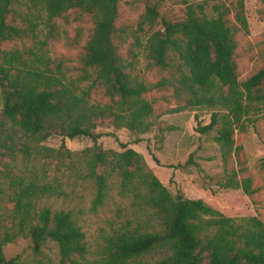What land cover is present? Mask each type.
<instances>
[{"label": "trees", "instance_id": "1", "mask_svg": "<svg viewBox=\"0 0 264 264\" xmlns=\"http://www.w3.org/2000/svg\"><path fill=\"white\" fill-rule=\"evenodd\" d=\"M25 2L30 8H41L47 17L48 33L42 48L62 36L59 22L70 26L89 19L93 29L80 57L81 74L69 79L63 64H56L43 55L30 51H0V88L3 97V135L0 156L15 158L19 151L28 158L42 157L62 165L76 159L85 163L87 176L97 185L96 207L102 206L108 181L122 179L124 191L136 188L137 196L147 200L156 211L161 230L145 232L125 229L109 237L106 252L94 261L90 255L86 234L71 212L40 209L38 203L50 195L63 194L39 180L25 184L15 199L13 218L16 231L0 241V264H25L18 258L7 259L5 248L20 238L29 239L35 256H41L49 242L59 246V264H131L156 251L166 257L157 264H264V223L258 218L236 223L203 200L174 196L151 173L146 171L143 157L134 149L124 152L105 151L97 145L100 123L112 121L116 129H127L138 137L149 134L155 125L156 101L144 95L150 88L133 80L119 52L118 41L124 31L118 27V0H0V43L36 40L38 24L33 15L20 16L18 6ZM160 3L150 2L141 17L140 26L160 24L148 41L147 59L155 69L169 67V53L175 52L189 72L180 86L164 80L155 87H174L175 97L185 93L190 107H221L227 114L214 115L210 125L201 126L199 133L208 135L220 125L216 141L221 147L225 165L230 164L236 149L235 135L245 127L256 108H264V67L245 83L240 81L237 52L240 34L250 35L244 0L215 7L217 16L209 18L204 6L186 4L182 20H170L159 11ZM20 18L23 26L15 24ZM36 64H40L38 66ZM94 71V73H91ZM92 82L84 89L82 85ZM95 91H101L109 104L92 101ZM90 139L95 147L81 154L70 151L65 144L60 149L44 146L51 138ZM23 141V142H22ZM35 145V146H32ZM228 188H243L253 196L251 181L244 184L231 180ZM146 189L145 195L141 194Z\"/></svg>", "mask_w": 264, "mask_h": 264}, {"label": "rangeland", "instance_id": "2", "mask_svg": "<svg viewBox=\"0 0 264 264\" xmlns=\"http://www.w3.org/2000/svg\"><path fill=\"white\" fill-rule=\"evenodd\" d=\"M120 18L118 27L125 33L118 41L119 52L124 65L134 81L150 88L144 95L149 101H156V116L150 119L155 125L152 131L138 137L127 129H116L112 121H104L96 130L102 137L97 145L105 151L123 153L124 147L134 149L144 159L146 171L155 176L174 196H184L189 200H203L220 211L225 217L241 223L243 219L258 218L264 223V108L258 107L249 116L245 127L235 135L236 149L228 166L223 161L222 150L216 141L220 125L208 135L199 133L202 126L210 125L214 115L227 114L221 107H190L182 112L179 108L187 105L190 98L185 93L181 100L175 97L173 86L158 89L155 86L168 80L180 86V82L190 74L175 52L169 53V67L166 70L155 69L147 59V45L151 36L162 26L146 24L140 26L141 17L147 4L158 1L160 13L170 20H182L186 4L204 6L206 15L215 18V7L222 3L230 5L239 0H118ZM246 15L250 25V35L240 34L237 62L240 81L245 83L264 67V0H244ZM20 16L33 15L38 24L36 40H23L0 43V51H32L38 57L47 55L55 65L63 64V71L69 79H78L80 57L93 29V23L87 19L81 24L66 25L59 22L62 36L59 41H51L42 48L48 33L46 14L41 8H30L22 2L17 8ZM16 25L23 26L20 18ZM41 66L40 64H36ZM94 73V71H91ZM92 82L82 85L89 88ZM92 101L102 105L109 104L101 91H95ZM0 120H3V97L0 88ZM0 122V131L3 128ZM3 135L0 136V147ZM23 142V141H22ZM63 144L76 154L95 147V143L86 138L76 140L55 136L44 146L60 149ZM35 146V145H32ZM1 153V152H0ZM25 184L39 180L41 185L50 184L60 196L50 195L38 203L40 209L49 208L52 212H71L79 227L86 234L90 255L88 261L99 259L106 252L107 239L125 229H141L145 232L161 230L156 219V211L146 199L137 196L136 188L124 191L122 179L114 176L108 181L106 196L102 206L96 207L97 185L87 176L85 163L76 159L73 164L62 165L50 162L42 157L28 158L17 152L15 158L0 156V241L16 231L13 218L15 199L21 189L20 179ZM244 184L251 181L253 191L249 196L243 188H228V183ZM146 189L141 194L145 195ZM6 258H18L25 264H59L61 255L59 246L49 241L41 256H35L29 239L20 238L5 248ZM166 257L163 251H156L132 262L131 264H157Z\"/></svg>", "mask_w": 264, "mask_h": 264}]
</instances>
